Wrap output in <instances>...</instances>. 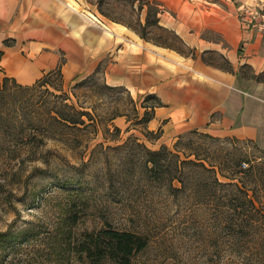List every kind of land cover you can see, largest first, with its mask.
Returning <instances> with one entry per match:
<instances>
[{
    "label": "rangeland",
    "instance_id": "1",
    "mask_svg": "<svg viewBox=\"0 0 264 264\" xmlns=\"http://www.w3.org/2000/svg\"><path fill=\"white\" fill-rule=\"evenodd\" d=\"M83 1L105 26L228 67L217 52L201 54L167 27L176 9L199 0ZM226 1L204 0L220 6ZM232 1L247 11L264 9L258 6L264 0ZM203 36L219 40L211 32ZM145 113L126 89L107 87L100 74L71 84L53 74L24 87L0 70L4 264H88L75 262L72 239L107 225L147 239L132 264H264V151L244 140L202 133L163 144L149 132ZM162 148L169 150L155 167L153 155ZM224 176L244 183L254 196L258 211H252L250 223L226 207L221 196L231 190L216 183V178L229 183Z\"/></svg>",
    "mask_w": 264,
    "mask_h": 264
},
{
    "label": "crops",
    "instance_id": "2",
    "mask_svg": "<svg viewBox=\"0 0 264 264\" xmlns=\"http://www.w3.org/2000/svg\"><path fill=\"white\" fill-rule=\"evenodd\" d=\"M225 4L189 2L167 17V27L197 52H217L226 68L201 56L156 53L98 22L83 0H0V70L24 87L58 69L68 84L100 74L141 104L151 95L161 101L147 126L163 144L202 133L264 151V33L243 25L259 8ZM207 32L219 40L206 39Z\"/></svg>",
    "mask_w": 264,
    "mask_h": 264
},
{
    "label": "trees",
    "instance_id": "3",
    "mask_svg": "<svg viewBox=\"0 0 264 264\" xmlns=\"http://www.w3.org/2000/svg\"><path fill=\"white\" fill-rule=\"evenodd\" d=\"M141 38L147 40L145 36L141 35ZM1 57L2 54L0 53V61ZM228 70L233 71L232 68H229ZM53 74H58L60 77L63 78L62 70L58 69L55 72H51L48 75H45L39 82L45 81L49 75ZM150 101L154 102L152 106H148L147 104ZM141 106L142 108H147L145 113V122H149L154 117L156 108L161 107L162 103L156 96L151 95L145 99ZM149 108L151 109V111H148ZM166 150L168 152L169 149L162 148L160 151L154 153V159L152 160V162L155 167L162 166V160H160L159 157L162 152ZM253 169L254 166H251L248 170ZM248 170L241 169L240 173L248 172ZM224 178L229 180V183H223L222 181H220V178H216V183L220 187L226 188L227 190H231L229 194L221 196L227 199L228 205H226V207H228V210H232L234 214H242V221L245 224L250 223V221H252L254 218V216H252V211H258V206L256 205V202L254 200V196L250 195V190L247 189L244 183H242V186L239 182L232 183L237 180L236 178H230L228 176H224ZM183 184L185 185V183ZM234 188L238 193H234ZM203 189H206V187H203ZM74 218V223L77 224V215H75ZM71 244L74 249V258L76 263L88 262V264H109L115 262L117 264H132V260L135 258V256L147 248L148 241L146 238L135 232L122 231L115 229L110 225H107L101 228L100 230H86L80 235H75L74 239H72ZM4 262L5 259H0V264H4Z\"/></svg>",
    "mask_w": 264,
    "mask_h": 264
},
{
    "label": "bare ground",
    "instance_id": "4",
    "mask_svg": "<svg viewBox=\"0 0 264 264\" xmlns=\"http://www.w3.org/2000/svg\"><path fill=\"white\" fill-rule=\"evenodd\" d=\"M119 29H120V31H121L122 33L125 32V34H128V35L132 36L131 38H132L134 41H136L137 43H139L140 45H146L147 47L151 48V49L154 50V51H157V52H158L159 54H161V55L170 56V57L177 58V59H180V60H181V58H180L178 55H176V53H174V52H170V51H168V50H166V49H162V48L156 47V46L151 45V44H149V43H145V42L142 41V39H140L137 35H135V34L129 32L128 30H126V29H124V28L122 29V28L119 27L118 30H119Z\"/></svg>",
    "mask_w": 264,
    "mask_h": 264
},
{
    "label": "built area",
    "instance_id": "5",
    "mask_svg": "<svg viewBox=\"0 0 264 264\" xmlns=\"http://www.w3.org/2000/svg\"><path fill=\"white\" fill-rule=\"evenodd\" d=\"M254 30L264 33V9L255 10L248 24Z\"/></svg>",
    "mask_w": 264,
    "mask_h": 264
}]
</instances>
